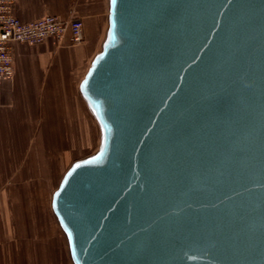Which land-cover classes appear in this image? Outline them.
I'll return each mask as SVG.
<instances>
[{
  "label": "water",
  "instance_id": "95a60500",
  "mask_svg": "<svg viewBox=\"0 0 264 264\" xmlns=\"http://www.w3.org/2000/svg\"><path fill=\"white\" fill-rule=\"evenodd\" d=\"M78 90L99 143L50 199L71 264H264V0H108Z\"/></svg>",
  "mask_w": 264,
  "mask_h": 264
},
{
  "label": "crops",
  "instance_id": "0c3cea01",
  "mask_svg": "<svg viewBox=\"0 0 264 264\" xmlns=\"http://www.w3.org/2000/svg\"><path fill=\"white\" fill-rule=\"evenodd\" d=\"M23 21L78 17L83 38L13 42V71L0 80V264H67L46 194L94 143L78 84L100 50L108 0H15Z\"/></svg>",
  "mask_w": 264,
  "mask_h": 264
},
{
  "label": "built area",
  "instance_id": "2783aa9c",
  "mask_svg": "<svg viewBox=\"0 0 264 264\" xmlns=\"http://www.w3.org/2000/svg\"><path fill=\"white\" fill-rule=\"evenodd\" d=\"M14 2L15 0H0V80L13 71V42L37 44L47 37L60 39L67 31L72 43H78L83 38V23L80 18L60 19L45 14L23 21L12 13Z\"/></svg>",
  "mask_w": 264,
  "mask_h": 264
},
{
  "label": "rangeland",
  "instance_id": "374dc122",
  "mask_svg": "<svg viewBox=\"0 0 264 264\" xmlns=\"http://www.w3.org/2000/svg\"><path fill=\"white\" fill-rule=\"evenodd\" d=\"M97 135H98V131L96 129V124L94 122V143H93V146L92 148L88 149L85 153L81 154L80 156H84L88 153H90L95 147H96V142H97ZM48 194H46V208H47V211L49 212L51 218H52V221H53V226H54V230H55V233L57 234V236H59V239L61 241V245H62V249H63V255L65 256L66 258V261H68V251H67V244H66V240H65V237L63 235V233L61 232V230L59 229V227L57 226L56 222H55V219L53 218V215L51 213V210L48 206V202H47V198H48ZM71 262V261H70Z\"/></svg>",
  "mask_w": 264,
  "mask_h": 264
},
{
  "label": "bare ground",
  "instance_id": "6f19581e",
  "mask_svg": "<svg viewBox=\"0 0 264 264\" xmlns=\"http://www.w3.org/2000/svg\"><path fill=\"white\" fill-rule=\"evenodd\" d=\"M98 143H99V132H98V137H97V142H96V148H97V146H98ZM71 162H72V161H71ZM71 162L67 165V167L71 164ZM67 167H66V168H67ZM66 168L62 171L61 175L56 179V181H55L53 187H52L51 190L49 191L48 198H47V202H48V206H49V208H50L51 194H52L53 190L56 188V186H57V184H58V182H59V180H60V178H61L63 172L66 170ZM51 213H52V212H51ZM52 215H53V214H52ZM53 218H54V216H53ZM54 219H55V218H54ZM55 222H56V220H55ZM56 224H57V222H56ZM57 226H58V225H57ZM67 264H71L69 258H68Z\"/></svg>",
  "mask_w": 264,
  "mask_h": 264
}]
</instances>
